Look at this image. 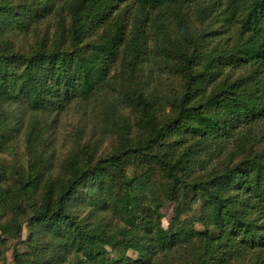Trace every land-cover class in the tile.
I'll list each match as a JSON object with an SVG mask.
<instances>
[{
	"label": "trees",
	"instance_id": "trees-1",
	"mask_svg": "<svg viewBox=\"0 0 264 264\" xmlns=\"http://www.w3.org/2000/svg\"><path fill=\"white\" fill-rule=\"evenodd\" d=\"M70 103L94 115L60 155ZM11 240L14 264H264V0H0Z\"/></svg>",
	"mask_w": 264,
	"mask_h": 264
},
{
	"label": "rangeland",
	"instance_id": "rangeland-1",
	"mask_svg": "<svg viewBox=\"0 0 264 264\" xmlns=\"http://www.w3.org/2000/svg\"><path fill=\"white\" fill-rule=\"evenodd\" d=\"M90 104L87 103L85 106L81 108H77L76 103H70L67 107L66 110L62 111L61 114L59 115L58 122L56 124V130H55V135H54V145L57 148V151L60 155L64 154L65 150L70 145V140L72 138L73 130L74 127L78 124L79 122V117H87L89 118V126L92 125V116L94 115V112L90 110ZM27 117V116H26ZM16 142L15 146V152L16 155H20L22 153L23 147H22V133H18V136L16 139L13 141V144ZM104 147V146H103ZM64 152V153H63ZM5 160L7 162H12L14 160V156L11 155V153L7 152L4 155ZM163 212V219L162 223L164 226H166L167 221L171 217L172 214V204L167 203L164 208L162 209ZM21 220H24V217H22ZM25 226V225H23ZM27 235V229L24 227L23 228V233H22V239H24ZM13 249H17L19 251H25L26 245L16 241V240H11L7 242V248L5 249V253L2 256H0V264H14L13 261V255L12 251ZM127 254L130 257L135 256V252L133 250H129ZM65 264H68L67 262Z\"/></svg>",
	"mask_w": 264,
	"mask_h": 264
}]
</instances>
